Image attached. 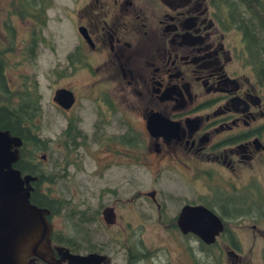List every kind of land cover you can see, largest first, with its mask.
<instances>
[{"label":"flooded vegetation","instance_id":"af4514ba","mask_svg":"<svg viewBox=\"0 0 264 264\" xmlns=\"http://www.w3.org/2000/svg\"><path fill=\"white\" fill-rule=\"evenodd\" d=\"M252 12L251 23L264 18V1L0 0V110L29 109L14 128L22 134L34 122L23 125L32 139L44 140L47 90L55 130L46 152L0 130L21 139L12 166L31 169L17 168L34 176L28 201L48 211L56 264L91 253L102 256L97 264H166L164 249L128 239V221L98 240L136 200L189 264H264V36L246 32ZM42 163L44 189L32 174ZM135 168L152 172L153 184L174 175L179 192L151 186L119 196ZM60 179L58 198L47 184ZM185 205L212 212L220 230L206 242L181 232ZM60 214L63 229L54 226Z\"/></svg>","mask_w":264,"mask_h":264},{"label":"water","instance_id":"95a60500","mask_svg":"<svg viewBox=\"0 0 264 264\" xmlns=\"http://www.w3.org/2000/svg\"><path fill=\"white\" fill-rule=\"evenodd\" d=\"M18 136L0 130V264H26L33 256L47 264H56L49 245L51 226L44 219L48 212L28 201L30 174L20 175L12 164L17 159ZM176 224L181 232H195L205 242L213 232L220 230L216 216L203 206L185 205L181 208ZM79 264H97V254L72 255Z\"/></svg>","mask_w":264,"mask_h":264},{"label":"rangeland","instance_id":"374dc122","mask_svg":"<svg viewBox=\"0 0 264 264\" xmlns=\"http://www.w3.org/2000/svg\"><path fill=\"white\" fill-rule=\"evenodd\" d=\"M240 9L239 8H238V10L235 9L234 13H236L237 17H240V19L243 20V17H241ZM250 19H251V16L244 18V20H246V21H249ZM260 21L261 22L264 21V18H263V15L259 13L257 21L249 24V26L254 29L253 31L256 32L255 33L256 36L259 35V26H260L259 22ZM11 60H14L12 58V56L8 57L7 59H4V61L9 63V64L11 63L10 62ZM10 68H13V67H10ZM43 90H44L43 91L44 109H43V117H42L43 120L41 121V125H40V127H41L40 132L41 133L39 135L42 139L45 140V139H47V136L51 133V131L54 132L55 128L49 124L48 115H49L50 108L47 107L46 102H45L46 97H47V90H45V89H43ZM40 147L43 149L44 152L47 151L46 145H40ZM38 156H36V159L39 158ZM46 167H47L46 163H42V165L39 166L40 170L42 171L41 173L43 175L42 176L43 180H45L46 179L45 177H48V175H49L46 171ZM132 175H133L132 176V182H131L130 186L127 184L125 187H122V186H120V183H119V185H118V195L119 196H125L126 194L131 196L133 193H136L137 191L148 190L151 186L156 187L160 194L164 193L163 190L165 188L168 191H172V196H175L179 192V187H176L174 185L176 183L174 175H170L169 177H166V178L161 176V179L165 180L166 182H163L162 180H157V182L155 184H153V180H152V177L154 176V174L152 172H149V171L143 169V168H139V169L135 168L133 170ZM118 178H119V176H118ZM171 179H174V180H171ZM63 185H64V182H62L61 179L59 181L54 182L52 185L47 184L48 188L52 191L54 196L58 197V198L63 197V195L65 193L64 192L65 188L63 187ZM45 187H46V180H45V182H43V189ZM101 187H103L101 190H104V188H107L105 186H101ZM110 188H112V187H110ZM103 192L104 193H103V199L102 200H104V199L108 198V196H110V193L107 192L106 190H104ZM160 198H161V196H160ZM170 201H169L170 204L167 205V207H168V209H173L174 208L173 200L170 199ZM93 202L94 201L91 200V202H88V204L92 208H95L96 203H93ZM131 209H132L131 214H128L126 217L123 216L122 218L118 217L120 222L117 223L116 225H114L112 228H109L107 230L101 229L99 231V239L98 240H101L102 242L108 240L111 237V235H113L117 232L116 229H118V227L120 225L126 226V222L128 221V223H130V225H131L130 228L126 231L128 239H135L137 242L147 246L148 248H153V247L160 248L161 250L158 251L159 254H162V251L164 249L163 256L165 257L164 261H166V264H174V263L175 264H189L188 260H186L183 257V255H184L183 252H181L177 249H174L173 248L174 244L171 241H169L168 239L163 238V233L160 232L158 230V227L155 225V224H157V221H155L152 218V217H154V215H151L152 210H150L148 208L147 204L143 200H136ZM117 213H118V211H117ZM148 216H150V217H148ZM63 222H64V219H63L62 214H60L59 216L54 218V226L57 229H63ZM114 237L120 238L119 236H114ZM180 243H182V241H180ZM110 250H113V249H110Z\"/></svg>","mask_w":264,"mask_h":264},{"label":"trees","instance_id":"16d2710c","mask_svg":"<svg viewBox=\"0 0 264 264\" xmlns=\"http://www.w3.org/2000/svg\"><path fill=\"white\" fill-rule=\"evenodd\" d=\"M240 6H244V5H240ZM251 11H253V10L251 9ZM246 15L251 16V19H252V17L253 18L255 17L253 12L252 13H246ZM249 22H250V20H249ZM247 26H248V28H246V32H250V31L254 30L253 28H251L249 26V24ZM263 31H264V24L259 26V36H264ZM253 45H254V43H253ZM36 108H37V106H36ZM25 110L30 111L29 109L26 108V109H21V110H19V109L15 110L14 109V110H11L10 112H7L6 109L1 108V110H0V112H1L0 113V127L2 128L4 126V127L11 129V131H13V132L17 131L16 134H19L22 137V145L24 147H26L27 149H30L31 151H33L35 149H38L40 147V145H45V143L47 141L46 140H40V139H32L31 137L26 136V135H28V132L24 129L23 125H26V126H28L29 129H32V127H36L34 122L32 123V125L28 124V123H22L21 124L22 125V127H21L22 134L20 132V129H15V128H17V122H16V116L15 115L21 114V116H23V115H25V112H26ZM8 113L11 114L13 117H11ZM25 150L26 149H22V152L24 153ZM19 166H21V165H19ZM17 168H19V167H17ZM19 169L22 173L26 170H28L27 172L31 173V169H29V167L26 165H23L22 169L21 168H19ZM32 174L37 175L38 178H40V179H43L42 173L38 174L37 172L33 171Z\"/></svg>","mask_w":264,"mask_h":264},{"label":"bare ground","instance_id":"6f19581e","mask_svg":"<svg viewBox=\"0 0 264 264\" xmlns=\"http://www.w3.org/2000/svg\"><path fill=\"white\" fill-rule=\"evenodd\" d=\"M32 257V256H31Z\"/></svg>","mask_w":264,"mask_h":264}]
</instances>
